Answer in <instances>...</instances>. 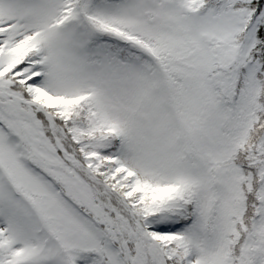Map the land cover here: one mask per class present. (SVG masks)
<instances>
[{
  "label": "snow or ice",
  "instance_id": "1",
  "mask_svg": "<svg viewBox=\"0 0 264 264\" xmlns=\"http://www.w3.org/2000/svg\"><path fill=\"white\" fill-rule=\"evenodd\" d=\"M0 264H264V0H0Z\"/></svg>",
  "mask_w": 264,
  "mask_h": 264
}]
</instances>
